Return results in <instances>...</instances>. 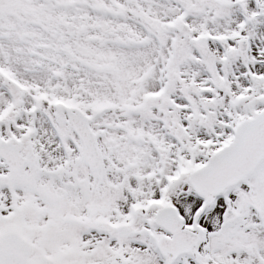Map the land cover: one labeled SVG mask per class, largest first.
I'll return each mask as SVG.
<instances>
[{
    "label": "snow or ice",
    "instance_id": "snow-or-ice-1",
    "mask_svg": "<svg viewBox=\"0 0 264 264\" xmlns=\"http://www.w3.org/2000/svg\"><path fill=\"white\" fill-rule=\"evenodd\" d=\"M0 264H264V0H0Z\"/></svg>",
    "mask_w": 264,
    "mask_h": 264
}]
</instances>
